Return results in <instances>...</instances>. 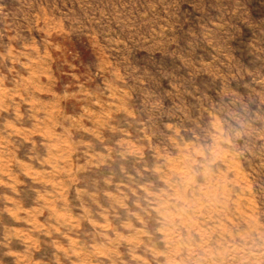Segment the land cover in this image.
<instances>
[{
	"label": "rangeland",
	"instance_id": "374dc122",
	"mask_svg": "<svg viewBox=\"0 0 264 264\" xmlns=\"http://www.w3.org/2000/svg\"><path fill=\"white\" fill-rule=\"evenodd\" d=\"M0 264H264V0H0Z\"/></svg>",
	"mask_w": 264,
	"mask_h": 264
}]
</instances>
